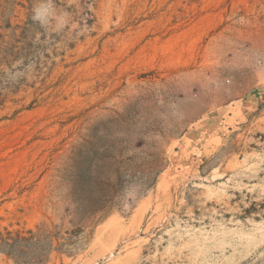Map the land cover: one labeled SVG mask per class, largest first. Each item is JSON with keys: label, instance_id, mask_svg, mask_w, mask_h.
<instances>
[{"label": "rangeland", "instance_id": "obj_1", "mask_svg": "<svg viewBox=\"0 0 264 264\" xmlns=\"http://www.w3.org/2000/svg\"><path fill=\"white\" fill-rule=\"evenodd\" d=\"M0 0V264H264V0Z\"/></svg>", "mask_w": 264, "mask_h": 264}, {"label": "clouds", "instance_id": "obj_2", "mask_svg": "<svg viewBox=\"0 0 264 264\" xmlns=\"http://www.w3.org/2000/svg\"><path fill=\"white\" fill-rule=\"evenodd\" d=\"M33 20L38 21L41 25L48 24L51 20H56L58 26L67 24V13L57 15L53 0H41L33 9Z\"/></svg>", "mask_w": 264, "mask_h": 264}, {"label": "trees", "instance_id": "obj_3", "mask_svg": "<svg viewBox=\"0 0 264 264\" xmlns=\"http://www.w3.org/2000/svg\"><path fill=\"white\" fill-rule=\"evenodd\" d=\"M27 233L29 237H23L19 233H13L12 231L4 229V232H0V250L4 251L9 256L16 244L38 241V235H41L40 232L34 234L32 231H28Z\"/></svg>", "mask_w": 264, "mask_h": 264}]
</instances>
